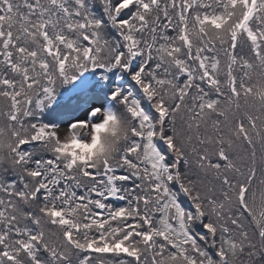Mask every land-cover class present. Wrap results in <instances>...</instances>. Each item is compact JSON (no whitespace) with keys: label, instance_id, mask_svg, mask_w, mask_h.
I'll use <instances>...</instances> for the list:
<instances>
[{"label":"snow or ice","instance_id":"6c2138e0","mask_svg":"<svg viewBox=\"0 0 264 264\" xmlns=\"http://www.w3.org/2000/svg\"><path fill=\"white\" fill-rule=\"evenodd\" d=\"M0 264H264V0H0Z\"/></svg>","mask_w":264,"mask_h":264}]
</instances>
